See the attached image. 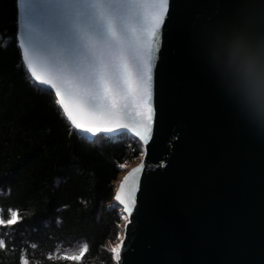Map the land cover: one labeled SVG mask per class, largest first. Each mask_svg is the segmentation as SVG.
Here are the masks:
<instances>
[{"label":"water","instance_id":"obj_1","mask_svg":"<svg viewBox=\"0 0 264 264\" xmlns=\"http://www.w3.org/2000/svg\"><path fill=\"white\" fill-rule=\"evenodd\" d=\"M110 2L120 9L118 22L130 34L139 30L136 14L153 7L149 0ZM162 31L152 139L120 180L111 204L123 207L126 216L118 247L123 244L122 262L264 264V138L249 128L264 134V115L248 110L221 84L208 50L219 32L264 39V0H171ZM34 68L41 79L58 85L41 86L57 96L71 123L61 100L70 107L83 105L98 119L141 126L131 98H118V114L84 104L80 84L87 77L86 62L57 47L49 48ZM76 130L89 139L123 133L137 138L126 130L95 135ZM141 164L144 171L125 183ZM137 184L129 216L125 204L132 208L129 189ZM117 195L125 204L116 201Z\"/></svg>","mask_w":264,"mask_h":264},{"label":"trees","instance_id":"obj_2","mask_svg":"<svg viewBox=\"0 0 264 264\" xmlns=\"http://www.w3.org/2000/svg\"><path fill=\"white\" fill-rule=\"evenodd\" d=\"M16 34V0H0V264H116L115 181L143 145L82 137L26 70Z\"/></svg>","mask_w":264,"mask_h":264},{"label":"snow or ice","instance_id":"obj_3","mask_svg":"<svg viewBox=\"0 0 264 264\" xmlns=\"http://www.w3.org/2000/svg\"><path fill=\"white\" fill-rule=\"evenodd\" d=\"M149 2L153 5L151 11L136 14L139 30L130 34L118 22L121 11L113 7L110 0H16L18 46L26 70L38 84L53 89L58 87L51 79H41L34 68V63L39 62L49 48L58 47L69 57L87 64V77L80 84L85 93L84 104L118 114V98H131L135 101V116L142 122L140 127H136L119 120L98 119L83 105L70 107L67 101L61 100L76 129L93 135L126 130L144 146L150 143L155 117L154 70L171 0ZM58 79L63 81L65 77L61 74ZM249 128L264 138V134ZM144 169V164L133 169L124 178L125 183L133 173H142ZM136 191L138 184L129 189L132 208L127 207L122 195L115 197L120 204H125L129 216L136 206ZM123 192L124 184L121 185ZM16 222L15 216L7 221L8 224ZM0 223L4 221L0 220ZM122 249L123 244L121 249L113 250L118 264H123ZM70 259L79 260L81 257Z\"/></svg>","mask_w":264,"mask_h":264},{"label":"clouds","instance_id":"obj_4","mask_svg":"<svg viewBox=\"0 0 264 264\" xmlns=\"http://www.w3.org/2000/svg\"><path fill=\"white\" fill-rule=\"evenodd\" d=\"M208 50L221 84L248 110L264 115V39L219 32L210 38Z\"/></svg>","mask_w":264,"mask_h":264},{"label":"rangeland","instance_id":"obj_5","mask_svg":"<svg viewBox=\"0 0 264 264\" xmlns=\"http://www.w3.org/2000/svg\"><path fill=\"white\" fill-rule=\"evenodd\" d=\"M140 158H141V156H140L139 158H137L136 160H133V161H131V162H127V163L124 164V166H123V168H122V171L120 172V174H119L117 180L115 181V188H117L118 184L120 183V180H121L122 177L125 175V173H126V172H127L132 166H134V165L140 160ZM99 214H100V213H99ZM122 217H123V218H122ZM121 218H122V222H121V232H120V234H119V236H118V238H117V241L114 242V243L112 244V248H113V250H114V249H118V247H119V240L121 239V236H122L123 225H124V223H125V221H126V216H125L124 214H122Z\"/></svg>","mask_w":264,"mask_h":264}]
</instances>
